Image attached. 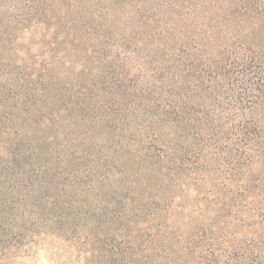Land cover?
Wrapping results in <instances>:
<instances>
[{
    "label": "trees",
    "instance_id": "1",
    "mask_svg": "<svg viewBox=\"0 0 264 264\" xmlns=\"http://www.w3.org/2000/svg\"><path fill=\"white\" fill-rule=\"evenodd\" d=\"M71 1L0 0V264H264V0Z\"/></svg>",
    "mask_w": 264,
    "mask_h": 264
},
{
    "label": "rangeland",
    "instance_id": "2",
    "mask_svg": "<svg viewBox=\"0 0 264 264\" xmlns=\"http://www.w3.org/2000/svg\"><path fill=\"white\" fill-rule=\"evenodd\" d=\"M58 1L59 5L63 2V0ZM71 3L72 1L68 0L69 8L63 16L65 18L74 10L73 5L70 6ZM38 34L44 33L40 31ZM85 251V247L79 244L71 246L63 237L47 236L33 247L21 249L8 264H86V259L93 258V256Z\"/></svg>",
    "mask_w": 264,
    "mask_h": 264
}]
</instances>
